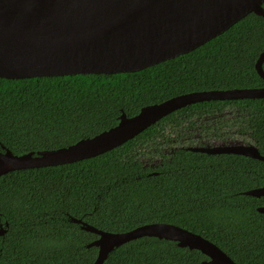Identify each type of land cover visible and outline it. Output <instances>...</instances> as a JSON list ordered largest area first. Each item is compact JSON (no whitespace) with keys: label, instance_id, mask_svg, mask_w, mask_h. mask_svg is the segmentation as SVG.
<instances>
[{"label":"trees","instance_id":"trees-1","mask_svg":"<svg viewBox=\"0 0 264 264\" xmlns=\"http://www.w3.org/2000/svg\"><path fill=\"white\" fill-rule=\"evenodd\" d=\"M264 18L250 14L188 54L141 72L0 78V151L57 150L116 127L150 105L193 92L264 88L256 63ZM264 68V64H263ZM237 136L264 157V98L201 102L100 156L0 177V264H94L99 236L173 224L210 240L237 264H264V161L188 151ZM249 138V139H248ZM198 144V145H197ZM198 250L143 237L104 264H204Z\"/></svg>","mask_w":264,"mask_h":264},{"label":"water","instance_id":"water-1","mask_svg":"<svg viewBox=\"0 0 264 264\" xmlns=\"http://www.w3.org/2000/svg\"><path fill=\"white\" fill-rule=\"evenodd\" d=\"M250 14L264 18V0H0V78L141 72L193 52ZM263 64L264 52L256 63L262 79ZM263 98L264 88L193 92L146 106L134 117L122 114L116 127L69 147L16 155L2 145L0 177L100 156L190 105ZM187 150L264 161L255 145L240 141L192 146ZM245 195L264 197V187L249 190ZM258 212L264 215V206ZM73 222L99 236L90 244L99 249L94 264H104L116 248L143 237L198 250L208 258L204 264H237L210 240L173 224L152 223L124 233H111L81 220ZM5 233L1 227L0 237Z\"/></svg>","mask_w":264,"mask_h":264},{"label":"rangeland","instance_id":"rangeland-1","mask_svg":"<svg viewBox=\"0 0 264 264\" xmlns=\"http://www.w3.org/2000/svg\"><path fill=\"white\" fill-rule=\"evenodd\" d=\"M249 139V138H248ZM235 141H240V142H244V143H246V144H254L253 142H251V141H247V140H245V139H243V137H241V136H237L236 138H228V139H223V140H221V141H210V142H208V143H206V144H208V145H212V144H218V143H230V142H235ZM198 145V144H197Z\"/></svg>","mask_w":264,"mask_h":264}]
</instances>
